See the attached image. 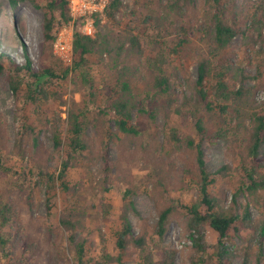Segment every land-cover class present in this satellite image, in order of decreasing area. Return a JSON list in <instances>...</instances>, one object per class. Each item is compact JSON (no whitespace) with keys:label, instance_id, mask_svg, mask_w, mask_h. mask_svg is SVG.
Wrapping results in <instances>:
<instances>
[{"label":"rangeland","instance_id":"obj_1","mask_svg":"<svg viewBox=\"0 0 264 264\" xmlns=\"http://www.w3.org/2000/svg\"><path fill=\"white\" fill-rule=\"evenodd\" d=\"M37 7L33 1H21L16 7L10 0H0V56L12 59L13 63H27V53L30 54L33 69L36 71L46 62H51V49L42 54L44 43L43 22L44 4ZM173 0H124L125 7L113 12H105L109 0H88L81 5L79 0H70V12L73 19L59 31L53 44V54L65 65L73 64V35L75 30L96 36L98 32H106L108 28L129 34L130 30L144 38L145 51L142 65L137 71L133 83V92L142 98L150 90L155 73L164 70L175 84V94L178 100L170 109L165 108L161 100L146 107L156 108V117L134 110L133 124L139 130L137 135L119 132L110 138V132L116 133L117 126L113 115L99 114L93 109L90 113V124L85 130L89 148L76 156L69 169V180L77 190L73 196L58 192L50 186L41 170L47 168V161L54 152L52 126L47 119L62 114L67 118L68 110L74 102H90L89 92L93 89L80 73L71 72L66 78L55 79L47 85L50 92L48 100H43L35 107L25 99L28 86L26 80L20 87L17 97L11 88L9 75L11 66L6 62V70L0 73V148L3 158L11 167L7 175L0 174V203H10L12 219L5 227L14 236H25L32 243L27 256H23L22 248L13 247L9 258H1L0 264H53L52 257L61 254V264H75L74 253L68 248V234L59 226V217L63 209L70 204L82 207L85 216L83 226L77 230L78 236L89 235L92 240L90 255L99 257L103 249L112 254L117 253V233L121 227V214L124 212V193L132 191V199L136 203L139 214L133 210L128 216L135 234L146 233L152 243L156 238L155 224L158 220V202L160 198L156 191L157 178L160 177L167 188V199L174 198L185 203L198 199L197 172L198 165L193 152L170 141L171 127H175L180 135H192L197 141L195 122L199 114L205 113L192 100L185 103V98L194 97L198 78L199 59L207 50L203 41L205 33L201 26L208 22V6L205 0H198L197 8L192 11L187 24L193 32L191 42L180 53L172 52L176 41L175 24L170 4ZM229 1V17L237 16L240 22L248 28L245 35L237 36L231 47L226 51L234 60L243 65L247 71L256 75L264 70V43L254 36L252 16L259 0H227ZM96 14L100 23L96 24ZM147 15L164 17L158 23L145 20ZM264 18V15L262 16ZM158 30H157V29ZM90 78L96 84L97 105L104 106L109 93L117 89L115 77L117 70L108 55L99 53L90 55ZM216 72V70H215ZM213 76L206 85L211 87ZM263 79L250 81L249 90L257 101L263 98ZM177 109L184 110L186 115L179 114ZM26 110V111H21ZM36 110V111H34ZM38 110V111H37ZM193 110H202L193 114ZM31 116L35 121L36 132L40 136L39 146L33 143L29 134L22 135L23 115ZM249 123V119H247ZM110 140V156L113 161L110 182L102 183L100 152L104 140ZM232 142L221 138L206 137L202 146L206 152L207 165L215 172L219 167L230 164L234 172L228 177H219L212 190L222 199V205L229 208L233 204V193L239 186V160L230 150ZM60 155V154H59ZM260 156L264 161V144L260 148ZM33 169L32 175L25 174ZM191 176V177H190ZM193 176V177H192ZM102 183V185H101ZM52 189L53 211L48 215V190ZM162 189V188H158ZM159 200V201H158ZM251 202L253 218L264 217V202L242 193L238 197L236 208L242 211L245 204ZM105 206L108 207L106 213ZM207 240L216 243L217 234L207 230ZM225 241L232 245L238 253L233 264H241L244 250L256 257L258 248L256 242L252 246L239 236L230 233ZM163 243L176 250V264H193L195 254L189 232L180 215L173 216L168 222V229ZM134 246L130 245L123 264H137L139 256ZM264 264V258L262 260Z\"/></svg>","mask_w":264,"mask_h":264},{"label":"trees","instance_id":"obj_2","mask_svg":"<svg viewBox=\"0 0 264 264\" xmlns=\"http://www.w3.org/2000/svg\"><path fill=\"white\" fill-rule=\"evenodd\" d=\"M21 1L24 0H10L13 7ZM31 1L37 7H42L39 0ZM205 2L208 6V22L200 29L205 33L203 41L207 53L202 54L199 59L195 96L185 98V103L190 104L194 99L193 103L199 106V109H205L203 110L205 113L199 114L195 122L196 133L201 141H197L192 135H180L175 127H171L168 131L172 143L191 150L196 158L198 199L190 203L169 197L167 199L165 183L158 177L155 185L156 191L165 201L158 202V220L154 228L156 238L151 243L146 233L137 235L134 232L128 211L133 210L137 214L139 211L132 199V191L126 190L124 193L125 208L121 214V227L117 233V253L112 254L104 248L99 257L90 255L92 240L89 235L78 236L77 234L78 228L83 226L82 219L85 216L82 207L75 203L66 206L59 217V226L68 234V248L74 253L75 264H123L130 245L134 246L138 253L137 264H176V250L163 243L168 222L175 215L183 218L189 232L195 252L192 256L193 264H233L238 253L232 245L225 241L230 233L236 234L244 242L249 243L248 246H252L253 242L257 244L256 257L250 249H246L240 254L241 264H262L264 217L258 220L253 218L251 202L245 204L242 211H238L236 205L242 193L250 195L256 202L259 200H262L261 203L264 202V161L260 156V148L264 144V70H259L256 75H252L243 65L226 53L233 40L239 35H245L248 30L237 16H228L229 1L205 0ZM197 3L198 0H173L170 4L176 35V41L171 49L174 53H180L191 42L193 32L186 20L191 18L192 11L197 8ZM43 7L44 43L41 51L44 54L51 49L53 60L46 62L35 71L29 53H27L28 61L23 65L15 64L12 59L0 56V73L5 72L6 62L9 61L12 69L9 75L12 90L19 97L20 87L26 80L28 89L25 99L35 107L40 105L42 99H49L50 92L47 85L50 82L66 78L71 72L80 73L93 89L89 92L90 102L75 101L73 107L67 112V118H64L62 114H57L47 119L52 126L54 152L48 158L47 168L39 173L49 182L50 186L55 188L58 185L56 187L58 192L73 196L77 188L69 180V169L76 156L89 148L85 130L90 124V113L93 109L99 114L113 115L118 131L110 132L109 139L117 136L119 132L137 135L139 130L133 124L135 109L155 118L156 108L148 109L147 103L153 105L161 100L165 108L170 109L177 102L178 95L175 94L174 81L164 70L154 74L151 88L145 97L142 98L133 92L134 79L142 65L141 60L145 51L144 38L135 33L134 28L129 34L108 28L106 32H98L96 36L75 30L72 43L73 64L65 65L53 54L52 47L58 38L59 31L73 19L70 12V0H46ZM124 7V0H109L105 12L113 13ZM263 15L264 0H259L251 22L254 36L264 43ZM163 19L164 17L154 15H147L145 18L149 23L154 20L160 23ZM100 21L99 14H96L97 26ZM94 53L111 57L113 68L117 70L115 77L117 89L113 94L109 93L104 106L97 105V93L94 91L96 84L90 78L89 57ZM211 76H213L212 84L208 87L206 81ZM259 78L263 79V98L257 101L252 96L248 83ZM201 111L193 110V114ZM177 112L186 115L184 110L177 109ZM22 115L23 128L20 133L32 136L34 145L39 146L40 136L36 132L35 121L31 119V116H26L24 112ZM206 137L231 141L230 150L239 160L240 183L233 193V204L229 208L222 205V199L213 192L212 187L219 177L230 176L234 169L230 164H225L215 172L209 170L206 152L202 146V140ZM109 139L103 141L100 152L102 183L105 191L109 189L104 185L110 182L113 169ZM10 169L0 148V174L7 175ZM33 173H35L33 169L25 172L29 175ZM52 189L50 187L48 190L47 197L49 216L52 215L54 207ZM12 209L10 203H0V260L3 257L12 256L13 247H21L22 255L26 257L33 246L25 236H14L6 231L5 227L12 219ZM105 210L106 213L109 211L107 206ZM209 228L217 234L214 244H210L207 240ZM52 263H62L60 253L53 255Z\"/></svg>","mask_w":264,"mask_h":264},{"label":"built area","instance_id":"obj_3","mask_svg":"<svg viewBox=\"0 0 264 264\" xmlns=\"http://www.w3.org/2000/svg\"><path fill=\"white\" fill-rule=\"evenodd\" d=\"M87 1H88V0H79V2L81 3V5H85V6L87 5V4H86Z\"/></svg>","mask_w":264,"mask_h":264}]
</instances>
